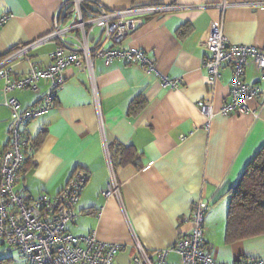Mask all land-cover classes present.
Masks as SVG:
<instances>
[{"label":"crops","instance_id":"0c3cea01","mask_svg":"<svg viewBox=\"0 0 264 264\" xmlns=\"http://www.w3.org/2000/svg\"><path fill=\"white\" fill-rule=\"evenodd\" d=\"M65 0H0V60L19 45L30 43L53 29L54 15ZM108 9L131 5H174L173 11L147 16L143 24L119 45L141 49L155 61L158 71L179 79L177 88L163 87L155 72L134 63L95 61L104 128L87 72L69 66L56 103L32 120L25 133L40 139L24 165L15 189L27 200L42 193L56 196L78 168L89 173L76 217L68 224L75 235L95 233L98 239L125 245L118 261L127 264L136 252L135 238L148 250L166 247L191 232L190 213L197 201L210 202L205 217V248L220 263L264 257V234L225 242L230 191L246 165L264 145V104L249 100V112L217 114L206 129L199 102L210 99L218 113L230 98L232 65L226 64L212 85L204 61L211 56L204 46L212 22L223 20L224 34L233 44L264 48V0H97ZM56 44L47 42L29 52V60L16 57L7 67L14 76L25 75L32 63L48 66ZM245 79L259 81L249 60ZM48 81L40 90H4L0 77V149L9 141L11 111L6 104L15 96L23 108L40 104ZM105 140L109 143L122 201L102 194L110 180ZM133 150L132 159L122 148ZM0 264H25L18 251L1 256ZM6 250V249H5ZM15 252L20 261L8 263ZM176 254H171V256ZM171 260V259H170ZM172 261V260H171Z\"/></svg>","mask_w":264,"mask_h":264},{"label":"built area","instance_id":"2783aa9c","mask_svg":"<svg viewBox=\"0 0 264 264\" xmlns=\"http://www.w3.org/2000/svg\"><path fill=\"white\" fill-rule=\"evenodd\" d=\"M227 6L228 0L220 4L222 10ZM174 9V5L161 4H135L108 9L97 0H65L55 12L53 29L48 34L19 45L10 56L0 60V77L5 81L6 92L26 89L39 91L42 79L49 83L37 107L23 108L15 96L6 100L11 116L9 141L0 149V242L9 252L18 251L25 264H122L117 257L125 245L102 241L95 233L75 235L67 229L77 215L76 205L89 179L87 170L78 168L68 184L53 197L42 193L27 200L16 191L15 186L26 160L38 148L36 140L27 135L24 129L32 120L54 107L69 66L87 72L103 131L104 119L95 73L97 59L102 58L107 64L116 61L138 64L147 71L155 72L163 87H179L181 81L160 73L155 61L145 51L119 46L143 24L147 16L165 14ZM8 18L9 15L0 16V27ZM47 42L56 44L48 66L32 63L25 75L12 74L7 67L10 60L20 56L29 60L30 50ZM204 46L211 53L204 66L212 85L220 78L223 67L229 63L232 65L230 98L220 111L217 113L214 110L210 99L199 102L200 110L206 117V129H210L211 121L217 114L229 116L248 113L251 99H260L264 104V48L228 41L223 20L212 22ZM250 59L259 74L256 83H249L245 79ZM105 152L110 180L102 194L106 198L115 196L122 201L121 183L115 173L107 140ZM210 207V202H195L190 213L191 232L178 237L171 245L148 250L135 238L136 252L127 264H224L217 261L204 245L205 217ZM171 254L178 256L177 262L170 260ZM230 264H264V257L241 258Z\"/></svg>","mask_w":264,"mask_h":264},{"label":"trees","instance_id":"16d2710c","mask_svg":"<svg viewBox=\"0 0 264 264\" xmlns=\"http://www.w3.org/2000/svg\"><path fill=\"white\" fill-rule=\"evenodd\" d=\"M40 139H36L39 145ZM122 162L132 159L133 150L122 148ZM113 156V153H112ZM31 159L28 157L25 164ZM264 234V145L246 165L239 181L230 191L226 217L225 242L233 243Z\"/></svg>","mask_w":264,"mask_h":264},{"label":"rangeland","instance_id":"374dc122","mask_svg":"<svg viewBox=\"0 0 264 264\" xmlns=\"http://www.w3.org/2000/svg\"><path fill=\"white\" fill-rule=\"evenodd\" d=\"M204 229H205V224H204ZM1 248H2V250H3L1 256H5V257H6V256L10 255V254H9V251H8L4 246H2ZM5 249H6V250H5ZM170 259H171L172 261L177 262V261H178V256H177V255H173V256L170 257ZM7 261H8V263H12V262L20 261L19 253H18V252H15V253L13 254V258H11V259H7Z\"/></svg>","mask_w":264,"mask_h":264}]
</instances>
